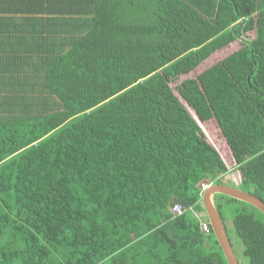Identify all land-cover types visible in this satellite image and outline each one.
Instances as JSON below:
<instances>
[{
    "label": "trees",
    "instance_id": "trees-1",
    "mask_svg": "<svg viewBox=\"0 0 264 264\" xmlns=\"http://www.w3.org/2000/svg\"><path fill=\"white\" fill-rule=\"evenodd\" d=\"M208 124L264 202V0H0V264H227L189 210L229 172Z\"/></svg>",
    "mask_w": 264,
    "mask_h": 264
},
{
    "label": "rangeland",
    "instance_id": "rangeland-1",
    "mask_svg": "<svg viewBox=\"0 0 264 264\" xmlns=\"http://www.w3.org/2000/svg\"><path fill=\"white\" fill-rule=\"evenodd\" d=\"M213 61L214 60L212 59V61L209 62V64L212 63ZM211 124L205 126L204 133L206 139L221 155L222 160L224 161L225 165L227 166V169L229 170V172L221 176L220 179L222 180L223 183H225V185H233L237 188H240L242 187L240 184L234 185V182L239 183V171L237 170L235 161L232 159L230 150L226 142L224 141L222 136L219 133H217L215 127L210 126ZM210 185L212 184H209L208 186ZM215 202H217V204L220 205V212L223 217V223L227 231L228 237L230 238L236 257L239 260V263L247 264V259L243 256V246L241 245L240 241H238L235 237L233 218L236 215V213L244 209L252 214H255L256 211H254L253 209L244 205V203L241 202H232V201L228 202V200L227 199L225 200V198H223L222 195H216ZM199 216L201 217L202 220H205L204 212H202V214H200Z\"/></svg>",
    "mask_w": 264,
    "mask_h": 264
},
{
    "label": "water",
    "instance_id": "water-1",
    "mask_svg": "<svg viewBox=\"0 0 264 264\" xmlns=\"http://www.w3.org/2000/svg\"><path fill=\"white\" fill-rule=\"evenodd\" d=\"M222 195L239 202L248 204L264 215V202L256 196L243 191L240 188L225 185L212 184L207 187L201 197L205 217L207 218L216 241L218 242L227 264H240L236 257L231 241L228 237L224 223L216 207L215 197Z\"/></svg>",
    "mask_w": 264,
    "mask_h": 264
},
{
    "label": "built area",
    "instance_id": "built-area-1",
    "mask_svg": "<svg viewBox=\"0 0 264 264\" xmlns=\"http://www.w3.org/2000/svg\"><path fill=\"white\" fill-rule=\"evenodd\" d=\"M208 185H202L201 186V189H202V192L201 194L204 192V190L207 188ZM188 210V209H187ZM186 210V211H187ZM190 212L195 215V217L199 220V223H200V230L202 233H204L205 235H208L210 234L211 232V228H210V225L207 221H203L199 215L197 214V212H195L192 208L189 209ZM185 211V212H186ZM184 212V209L180 206V205H175L173 206V208L171 209V214L174 216V217H178L180 215H182Z\"/></svg>",
    "mask_w": 264,
    "mask_h": 264
},
{
    "label": "clouds",
    "instance_id": "clouds-1",
    "mask_svg": "<svg viewBox=\"0 0 264 264\" xmlns=\"http://www.w3.org/2000/svg\"><path fill=\"white\" fill-rule=\"evenodd\" d=\"M208 185H209V184H208ZM206 189H207V188H206ZM206 189H205V190H206ZM205 190H204V191H205ZM202 194H203V193H202ZM202 194H201V197H202ZM201 204H202V202H201ZM193 210H194V209H193ZM194 211H195V210H194ZM186 212H187V211H186ZM195 212H196V211H195ZM197 214L200 215V214H202V213H198V212H197ZM192 215H193V214H192ZM193 216L195 217V215H193ZM199 217H200V216H199ZM195 218H196V217H195ZM200 218H201V217H200ZM196 219H197V218H196ZM197 220H198V219H197ZM203 221H207V222H208V220H207L206 217H205V220H203ZM198 222H199V220H198ZM208 223H209V222H208ZM199 225H200V223H199ZM209 225H210V224H209ZM210 227H211V226H210ZM210 233H211V232H210ZM203 234H204V233H203ZM208 235H209V234H208Z\"/></svg>",
    "mask_w": 264,
    "mask_h": 264
}]
</instances>
